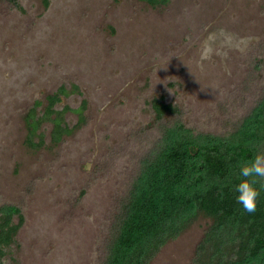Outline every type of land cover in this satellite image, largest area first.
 <instances>
[{
	"label": "rangeland",
	"instance_id": "rangeland-1",
	"mask_svg": "<svg viewBox=\"0 0 264 264\" xmlns=\"http://www.w3.org/2000/svg\"><path fill=\"white\" fill-rule=\"evenodd\" d=\"M0 0V208L23 223L7 264H99L138 162L164 130L228 137L264 95V0ZM65 86L58 143L25 116ZM77 89L74 90L73 88ZM175 114L156 120L150 102ZM86 102L79 122L82 101ZM54 116H52L53 118ZM199 216L150 264H191Z\"/></svg>",
	"mask_w": 264,
	"mask_h": 264
},
{
	"label": "trees",
	"instance_id": "trees-1",
	"mask_svg": "<svg viewBox=\"0 0 264 264\" xmlns=\"http://www.w3.org/2000/svg\"><path fill=\"white\" fill-rule=\"evenodd\" d=\"M18 7L16 0H10ZM155 7L168 0H143ZM47 7L48 0H42ZM74 90L77 88L74 87ZM65 86L46 97L43 113L35 102L25 116L26 144L43 145V134L34 142L44 119L52 123L51 141L58 143L72 132L62 120L67 107L55 110ZM86 102L83 100L79 122ZM150 107L155 119L177 111L171 104L154 98ZM52 116H54L52 118ZM264 153V95L237 129L228 137L194 135L182 126L164 130L160 139L138 162V170L113 214L99 264H150L161 248L180 236L199 217L210 220L196 246L191 264H264V187L260 188L258 207L247 213L237 203L234 187L238 166ZM14 207L0 208V264L23 218Z\"/></svg>",
	"mask_w": 264,
	"mask_h": 264
},
{
	"label": "clouds",
	"instance_id": "clouds-1",
	"mask_svg": "<svg viewBox=\"0 0 264 264\" xmlns=\"http://www.w3.org/2000/svg\"><path fill=\"white\" fill-rule=\"evenodd\" d=\"M238 182L234 187L237 203L247 213H254L258 207L260 188L264 187V153L241 162L238 166Z\"/></svg>",
	"mask_w": 264,
	"mask_h": 264
}]
</instances>
